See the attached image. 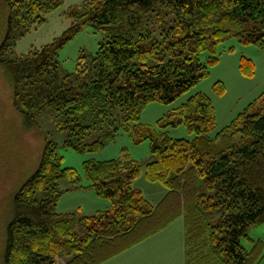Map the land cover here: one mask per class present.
<instances>
[{
    "label": "trees",
    "instance_id": "obj_1",
    "mask_svg": "<svg viewBox=\"0 0 264 264\" xmlns=\"http://www.w3.org/2000/svg\"><path fill=\"white\" fill-rule=\"evenodd\" d=\"M1 1L9 17L0 69L16 112L27 127L40 128L38 116L53 109L70 131L66 146L77 151L101 152L102 139L82 141L108 126L114 128L105 139L114 141L115 122H139L149 104L172 103L207 78L218 63L216 46L225 40L238 38L264 51V0H88L68 12L71 26L62 36L15 56L16 41L45 24L63 1ZM88 24L106 40L95 55L82 52L75 73L64 74L59 52ZM205 53L211 56L203 61ZM241 71L253 76L254 62L242 58ZM215 90L225 93L222 83ZM263 100L211 137L216 110L197 94L172 123L184 124L194 140L146 129L143 140L150 139L154 158L145 170L126 151L116 160L85 162L91 187L111 203L92 217L54 211L63 194L60 181L79 174L62 167L57 145L46 139L38 170L15 196L4 264H57V256L71 257L67 264H104L181 218L187 264H260L264 242L252 241L247 250L241 240L264 224V107L252 113ZM143 172L166 189L156 205L133 187Z\"/></svg>",
    "mask_w": 264,
    "mask_h": 264
},
{
    "label": "rangeland",
    "instance_id": "obj_2",
    "mask_svg": "<svg viewBox=\"0 0 264 264\" xmlns=\"http://www.w3.org/2000/svg\"><path fill=\"white\" fill-rule=\"evenodd\" d=\"M63 4L48 15L47 22L41 26H33L26 36L16 41L13 49L15 56L27 54L31 50L41 49L62 36L71 26L68 12L82 5L88 0H62ZM9 10L0 0V44L6 35V23ZM106 40V34L97 30L90 24L83 27L81 32L69 42L58 55L64 74H73L82 52L95 55L100 44ZM211 56L205 53L201 59ZM215 56L218 63L210 68L209 76L182 94L172 103L153 102L142 112L139 122L114 123L118 127L114 141H106L105 133L109 127L92 132L82 144H91L102 139L105 148L98 153L77 151L67 147L69 129H62V119L57 112L49 108L38 116L39 127H27L23 118L16 112L13 105V94L7 76L0 69V264H4V251L6 247V231L14 216V199L19 189L38 170L45 140L53 141L57 145L58 155L62 167L74 169L79 178L65 177L60 181L62 197L55 207L56 213H65L76 218L92 217L111 209L108 199L97 195L87 178L84 164L87 161L105 162L118 159L126 151L133 160L143 165L153 161L150 139L143 140L146 129L158 132H167L175 139L194 140L195 134L189 133L184 124L173 125L178 120V108L197 94H204L213 103L216 110L217 128L210 134L215 137L229 126L239 114L243 113L253 102L264 96V51L255 45H244L238 38H229L216 46ZM246 58L255 64V74L245 76L241 71V60ZM222 83L225 93L219 95L215 88ZM264 107V100L255 107L252 113H259ZM66 126L64 125L62 127ZM135 189L142 191L143 195L154 205L158 204L166 194V189L159 183L149 182L145 172L133 183ZM200 192L206 189L200 182ZM39 198L43 195L39 194ZM183 218L179 219L181 221ZM183 223L176 222L170 230L161 232L162 236L169 237L183 232ZM179 227V228H178ZM176 233V234H175ZM170 240L167 244H170ZM264 242V224L252 227L248 238H243L241 244L247 250L253 246L252 241ZM136 248L130 253L138 258L146 256L150 250L139 253ZM161 249V248H160ZM166 255H171V251ZM199 257V256H198ZM192 258V255H191ZM142 259V258H140ZM138 259V260H140ZM71 260L68 256H57V264H67ZM107 263V262H106ZM105 264V263H104ZM264 264V260L260 263Z\"/></svg>",
    "mask_w": 264,
    "mask_h": 264
},
{
    "label": "crops",
    "instance_id": "obj_3",
    "mask_svg": "<svg viewBox=\"0 0 264 264\" xmlns=\"http://www.w3.org/2000/svg\"><path fill=\"white\" fill-rule=\"evenodd\" d=\"M176 222L183 223L182 225L183 232L179 231L178 235H174L172 233V235L169 237L162 236L161 232L170 230L169 229L170 226L174 225ZM161 232L139 243L138 245L127 250L123 254L117 256L116 258L110 260L105 264H187L184 219H182L181 221L177 220L173 222ZM172 239L174 240L171 241L170 244H167V242ZM136 248H146L145 250L137 249L139 250L138 251L139 253L140 252L145 253L144 251H148V250H150V252L146 256L145 255L143 257L139 256L137 258L134 255V253H130L132 250H135ZM170 251H171V255H166Z\"/></svg>",
    "mask_w": 264,
    "mask_h": 264
}]
</instances>
